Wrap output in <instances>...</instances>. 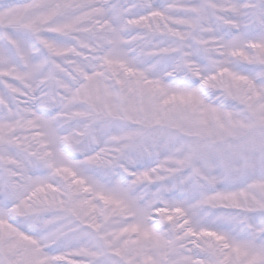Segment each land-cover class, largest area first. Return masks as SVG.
<instances>
[{"label":"snow or ice","instance_id":"1","mask_svg":"<svg viewBox=\"0 0 264 264\" xmlns=\"http://www.w3.org/2000/svg\"><path fill=\"white\" fill-rule=\"evenodd\" d=\"M0 264H264V0H0Z\"/></svg>","mask_w":264,"mask_h":264}]
</instances>
